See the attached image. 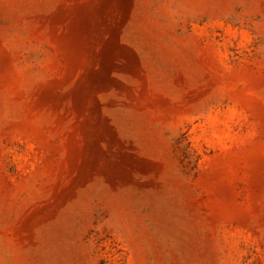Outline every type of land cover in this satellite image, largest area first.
<instances>
[{"label":"rangeland","instance_id":"1","mask_svg":"<svg viewBox=\"0 0 264 264\" xmlns=\"http://www.w3.org/2000/svg\"><path fill=\"white\" fill-rule=\"evenodd\" d=\"M0 264H264V0H0Z\"/></svg>","mask_w":264,"mask_h":264}]
</instances>
